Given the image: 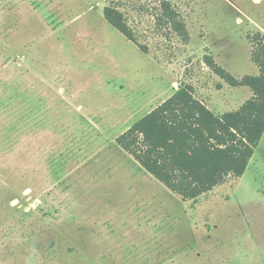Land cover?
Wrapping results in <instances>:
<instances>
[{
    "label": "rangeland",
    "instance_id": "rangeland-1",
    "mask_svg": "<svg viewBox=\"0 0 264 264\" xmlns=\"http://www.w3.org/2000/svg\"><path fill=\"white\" fill-rule=\"evenodd\" d=\"M170 1L188 41L160 0H0V264H264V136L242 177L196 201L117 144L181 87L218 116L252 97L205 57L258 75L264 0Z\"/></svg>",
    "mask_w": 264,
    "mask_h": 264
},
{
    "label": "trees",
    "instance_id": "trees-1",
    "mask_svg": "<svg viewBox=\"0 0 264 264\" xmlns=\"http://www.w3.org/2000/svg\"><path fill=\"white\" fill-rule=\"evenodd\" d=\"M160 6V21L188 41L171 1L160 0ZM104 16L128 40L136 41L118 7H106ZM252 43L258 75L236 78L212 56L205 57L206 65L229 86L251 90L252 97L239 110L218 116L195 97L192 86H184L117 138L142 168L184 200L196 201L229 177H242L264 136V34L254 35Z\"/></svg>",
    "mask_w": 264,
    "mask_h": 264
}]
</instances>
